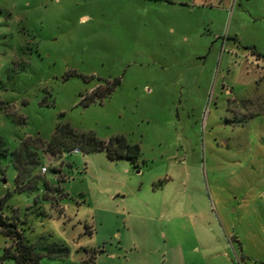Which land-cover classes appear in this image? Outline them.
<instances>
[{
	"label": "rangeland",
	"instance_id": "374dc122",
	"mask_svg": "<svg viewBox=\"0 0 264 264\" xmlns=\"http://www.w3.org/2000/svg\"><path fill=\"white\" fill-rule=\"evenodd\" d=\"M65 124L139 144L138 167L52 156ZM29 138L31 194L12 161ZM0 140L5 216L70 251L40 264H264V0H0ZM12 248L0 231V264Z\"/></svg>",
	"mask_w": 264,
	"mask_h": 264
},
{
	"label": "trees",
	"instance_id": "16d2710c",
	"mask_svg": "<svg viewBox=\"0 0 264 264\" xmlns=\"http://www.w3.org/2000/svg\"><path fill=\"white\" fill-rule=\"evenodd\" d=\"M120 82L116 81L114 87ZM114 89V88H113ZM113 89H107L105 93L92 94L85 103L88 106L96 99H104L109 96ZM3 142L0 140V155L8 154V150L3 149ZM45 143L40 139H27L22 142L18 151L12 153V161L18 172L16 183L19 193H37L42 176L37 174L41 166V155L39 153L44 148ZM47 151L54 157L62 156L65 153H72L79 149L84 153L107 152L110 160L125 159L138 167L142 158V149L139 144L130 143L124 136L111 138L108 142L102 141L93 132L77 133L70 124L58 125L52 140L46 146ZM47 192L38 195L37 201H56L48 192L52 190L45 182ZM56 193L61 194V189H56ZM55 194V193H54ZM0 199V231L13 242V248L8 249L4 255L5 259H13L17 264H40L42 257L47 255L51 259H63L69 255V248L52 243L47 237L41 239L38 244H30L19 230L18 223L5 216L6 200Z\"/></svg>",
	"mask_w": 264,
	"mask_h": 264
},
{
	"label": "flooded vegetation",
	"instance_id": "af4514ba",
	"mask_svg": "<svg viewBox=\"0 0 264 264\" xmlns=\"http://www.w3.org/2000/svg\"><path fill=\"white\" fill-rule=\"evenodd\" d=\"M114 84H115V82H114L113 84H110V83H109V84H107V85L104 86V87H106L108 90H109V89H113V88H115V87H114Z\"/></svg>",
	"mask_w": 264,
	"mask_h": 264
},
{
	"label": "built area",
	"instance_id": "2783aa9c",
	"mask_svg": "<svg viewBox=\"0 0 264 264\" xmlns=\"http://www.w3.org/2000/svg\"><path fill=\"white\" fill-rule=\"evenodd\" d=\"M79 151H80L79 149H76L73 152H79ZM46 171H47V169H44V172H46Z\"/></svg>",
	"mask_w": 264,
	"mask_h": 264
}]
</instances>
